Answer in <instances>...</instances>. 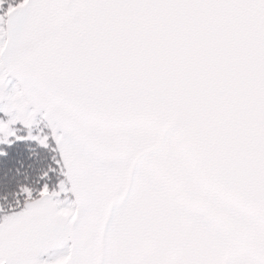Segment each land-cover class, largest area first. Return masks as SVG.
<instances>
[{
  "label": "water",
  "instance_id": "obj_1",
  "mask_svg": "<svg viewBox=\"0 0 264 264\" xmlns=\"http://www.w3.org/2000/svg\"><path fill=\"white\" fill-rule=\"evenodd\" d=\"M72 107L179 138L202 180L264 216V21L246 9L93 13ZM87 101V103H85ZM137 158L130 169L133 175Z\"/></svg>",
  "mask_w": 264,
  "mask_h": 264
},
{
  "label": "snow or ice",
  "instance_id": "obj_2",
  "mask_svg": "<svg viewBox=\"0 0 264 264\" xmlns=\"http://www.w3.org/2000/svg\"><path fill=\"white\" fill-rule=\"evenodd\" d=\"M167 9L264 21V0H0V264H61L69 251L81 264L77 224L58 213L91 198L109 162L104 128L72 112V59L91 44V14Z\"/></svg>",
  "mask_w": 264,
  "mask_h": 264
},
{
  "label": "rangeland",
  "instance_id": "obj_3",
  "mask_svg": "<svg viewBox=\"0 0 264 264\" xmlns=\"http://www.w3.org/2000/svg\"><path fill=\"white\" fill-rule=\"evenodd\" d=\"M72 112L81 116L74 108ZM82 117L86 129L96 123L104 128L109 163L91 198L78 196L72 211L58 213L70 232L77 224L81 264H252L254 245L248 237H235L234 231L241 219L250 218L245 229L249 236L257 234L258 241L264 239V228L201 187L194 165L169 135L159 147L140 155L127 197L115 202L109 213L113 198L128 186L134 158L159 140V132L149 124H106ZM176 188L180 194L174 193ZM234 214L239 216L231 222ZM236 247L244 257L236 258ZM71 256L69 251L61 264H68Z\"/></svg>",
  "mask_w": 264,
  "mask_h": 264
},
{
  "label": "flooded vegetation",
  "instance_id": "obj_4",
  "mask_svg": "<svg viewBox=\"0 0 264 264\" xmlns=\"http://www.w3.org/2000/svg\"><path fill=\"white\" fill-rule=\"evenodd\" d=\"M120 196V195H119ZM231 205V204H230ZM231 209H234V210H240L242 213H244V215L242 217H248V214L245 213L242 209H240V207L238 206H230ZM238 214H235V218L237 220L238 218ZM241 217V218H242ZM249 220V219H247ZM246 219H241V221H243V223L239 226H236V230L234 231V236L236 237V235L240 236L242 235L244 238L245 237H248L249 241L252 243L253 248L252 249V253H251V256L250 258L252 259L251 263L252 264H264V239L263 238H259L258 241L255 239L257 234H254L252 233L251 236L248 235L247 231L245 228H247L248 226L244 225L245 224V221H247ZM256 220V223L259 224L260 227L264 228V220L261 221V220H258V219H255ZM258 220V221H257ZM219 223V222H218ZM231 223V222H229ZM238 248V247H236ZM239 250V248H238ZM240 250H242V248H240ZM239 250V255H237L236 253V258L237 257H244V255L242 254L243 252ZM253 256V257H252ZM233 262L232 260L230 261V263Z\"/></svg>",
  "mask_w": 264,
  "mask_h": 264
},
{
  "label": "trees",
  "instance_id": "obj_5",
  "mask_svg": "<svg viewBox=\"0 0 264 264\" xmlns=\"http://www.w3.org/2000/svg\"><path fill=\"white\" fill-rule=\"evenodd\" d=\"M73 208H75V205L74 206H72V207H69V208H65V209H67V210H73ZM70 212V211H69Z\"/></svg>",
  "mask_w": 264,
  "mask_h": 264
}]
</instances>
